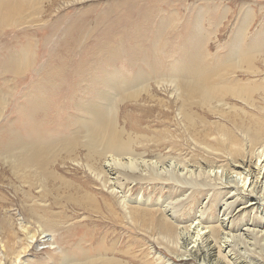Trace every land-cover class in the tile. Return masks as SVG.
<instances>
[{
    "label": "bare ground",
    "instance_id": "obj_1",
    "mask_svg": "<svg viewBox=\"0 0 264 264\" xmlns=\"http://www.w3.org/2000/svg\"><path fill=\"white\" fill-rule=\"evenodd\" d=\"M53 1L56 0H0V31L9 26L11 29L22 27V30L26 32L25 28H30V25L34 23L35 15L38 16L35 23L43 22L45 24L46 20L42 18L41 8L44 3H49V7H51ZM77 2L76 4H78ZM252 3H257V1L252 0ZM244 6H242L245 9L241 20L240 16H237L235 28L231 33L242 42L241 48L237 47L239 57L237 61L234 59L228 60L226 63L220 62L212 69L206 65L202 67L199 63L193 69L185 68L181 71L182 76L169 79L161 78L155 81L153 84L158 92L154 91L152 83L147 81L146 73L138 72L137 75L131 77L132 80H128L129 78H122L120 75L103 74L102 69H92L95 74L96 71L98 74H102L101 78H97L96 76L90 77L86 70L81 68L75 76L90 80L89 82L94 86L89 90H96L95 97H87L93 104L75 106L76 112L72 117L68 115L64 119L59 114V125L54 132L50 128L46 129V126H49L47 123L52 118L51 107L55 101L46 100L44 93L51 94V91L57 87L62 89L65 87L64 72L59 71L62 67L58 71L46 74L47 78H58L56 84L50 87L49 91L47 89L46 92L31 84L23 93L21 92V95L18 96L19 99L16 96L13 106L15 121L11 122L10 130H5L4 127L0 129V167L2 170L11 172L15 181L20 185L19 188L27 189V192H23V196L29 202L30 213L35 215V212L39 211L46 217H39L43 221V225H39L38 228L59 227L58 214L49 210L51 203L50 205L42 203L48 195L49 198L53 197V190L55 192L59 190L60 187L56 184L64 185L66 188L73 185L76 194L82 192L79 197L68 195L66 199L73 205H77L79 209L93 214L100 211V203L98 204V198L96 199L94 195L97 192L96 188H102L109 192L110 182L116 180L110 174L116 170L117 174L123 170V174L126 176H129L128 172L139 171L144 174L142 179L148 182L164 179L171 181L176 186L182 184L192 187L194 188L190 198L192 202H194L196 192L199 194L203 192L204 195L201 197H204L210 190L216 189L215 192L213 191V201L223 207L225 212L223 215L225 218L220 219L217 226L202 225L204 210L201 209L199 214H196L197 217L190 221L189 226L178 227L172 223V218L167 216L166 212L154 210L151 213L139 207L127 206L129 201L126 200V195L120 191V196L118 195L117 198L120 208L127 213L131 225L136 227L131 229L133 232L128 230V233H131L129 237L136 240L140 250L136 252L133 249L134 245L131 244L126 246V249L119 251L117 241L111 242L110 247L105 246L102 249L98 258L71 264H173L171 259L166 260L163 254L153 252L154 248L148 247L151 246V241L157 242L181 261L198 258L203 264L212 258V264H249L248 262L236 263V258L228 259L230 248L234 247V245L230 246V240L235 236L231 231L229 221H227L230 214L228 210H231L239 201H237L238 198H240V202L243 198L244 200L247 198L245 201L243 200L242 204L251 206L250 211H246V208L244 213L260 211V219L262 222L264 220V75L261 71L264 70V58L260 61L263 67L257 66V69L254 66L256 58L264 56V17H262L260 30L256 32V34L259 33L262 42L256 43L253 39L246 43L247 40H250L246 36H248L255 15L248 3L244 2ZM46 7L48 9V6ZM151 7L153 12L160 10L159 3H153ZM173 10L175 11V9ZM105 11H99L100 14L96 17L92 30L84 29L87 26L84 22L72 21L65 31L66 41L69 40L75 45L82 44L83 33L90 36L91 33L97 32L101 23L106 22L108 13ZM146 11L142 14L143 19H146V22L153 21L156 15L149 9ZM223 13L225 12L223 11ZM203 15L187 14L182 19L174 13H169L157 17L168 26L170 32L177 31L180 35L188 36L190 34L188 26L195 18L201 19ZM130 16L131 13L127 11L124 22L126 26L133 27L134 24L129 20ZM218 18H221V14H218ZM125 32L129 33L128 30ZM126 39L130 40L131 37H126ZM99 40L100 38L95 39V41ZM60 45H62L60 48L65 50V43ZM24 48L28 51L30 49L29 46ZM88 60L90 63L98 59L92 57ZM191 62H196L195 57L191 58ZM29 64L28 55L21 59L9 55L5 66H2L4 74H10L13 80H10V88L1 86L5 91L0 89V116H4L3 110L7 106L5 100L10 98L13 100L19 90L18 85H12L11 82L13 83L15 77L23 78L25 72L30 68H27ZM75 76L72 74L67 85L69 88H74ZM238 76L245 79H238ZM116 79H121L123 84L118 85L115 82ZM163 79L165 81H160ZM100 87L105 88L100 90ZM161 93H166L168 101H170L167 102L168 106L166 105L167 113L158 114L159 116L151 119V113L154 110L151 104L158 105L159 101L166 104V101L157 96ZM79 99L85 101V98L80 97ZM157 100L159 101L156 104ZM121 101L122 103H133L131 108H137L126 115L123 127L120 126L119 112L116 110ZM103 102L106 105H103ZM165 104L161 103L166 107ZM141 105H147L148 108H141ZM138 110L143 113L137 117L134 113ZM78 113L88 119H81L80 124L76 126L79 122L73 118ZM58 120L52 125H57ZM178 127H181V130L177 133ZM137 147H140L143 152L136 153ZM149 149L156 153H150ZM185 149L189 150L188 154H194L199 160L185 161L181 157L182 154H178L179 156H173L177 153L167 154L173 151L181 153L180 151ZM163 150H167V153H161ZM212 158L214 160L210 161L209 159ZM225 159H229V164ZM68 163L75 164L74 172L85 168L98 183L93 179L78 178L77 173L65 168ZM60 172L63 175L74 174L73 177L77 181L74 182L78 184H71L59 175ZM79 188L81 191L77 192L80 190ZM220 189L221 191L226 189L224 191L226 195L232 193L231 197L229 196L232 199L231 202L226 199L221 201ZM241 193L246 196L241 197ZM141 195L137 198L139 199ZM106 197L104 194L103 198ZM206 197L209 198V195ZM102 201L110 210L112 207H110V203L105 199ZM140 201L141 199H135L134 202ZM260 201L263 203L260 204ZM211 204L214 203L211 202ZM64 208L66 210L67 206ZM45 219L48 221H44ZM18 226L22 228L20 219ZM245 233L250 234L248 229ZM40 234H43V230H40ZM254 235L250 234L249 237L254 239ZM45 238L46 234L40 240ZM146 238L151 239L150 242ZM44 241L47 243L48 240ZM28 247L29 243L27 242L25 249ZM228 248L230 250L227 253L226 249ZM25 249L17 251L11 261H18L20 255L26 253ZM85 257H88L86 253L82 258ZM82 258L79 257V259ZM260 260V264H264V258ZM68 262L65 261L64 264H68Z\"/></svg>",
    "mask_w": 264,
    "mask_h": 264
},
{
    "label": "rangeland",
    "instance_id": "obj_2",
    "mask_svg": "<svg viewBox=\"0 0 264 264\" xmlns=\"http://www.w3.org/2000/svg\"><path fill=\"white\" fill-rule=\"evenodd\" d=\"M77 1L78 0H56L53 1L51 7H49V3H44L41 8V13L46 23H35V19L38 17L35 15L34 23L30 25V28H25L27 29L26 32L22 30V27L11 29L9 26H6L7 28L0 31V89L4 90L1 86L10 88V80H13L10 74H4V70L2 69L9 55L18 57L19 59L28 55L30 61L27 67L30 68L25 72L23 78L15 77L13 83L11 82L12 85H18L19 90L17 91L18 93L15 94V98L13 97V100L12 98L5 100L7 106L3 110L4 116H0V129L3 127L5 130L11 129V122L15 121L13 112L14 100L21 95V92L23 93L31 84H34L41 90L46 91L48 89L49 91V88L56 84L58 78H47L46 74L58 71L61 67L62 69L59 71L64 72V79L66 78V83L64 82L65 87L63 89L57 87L51 91V94L43 92L46 95V100L55 101L54 105L51 107L50 114L52 118L50 119L49 115L50 121L47 123L49 126H46V129L50 128L52 132L56 131L58 128L59 114L62 115L64 119L65 117L67 118L68 115L72 117L74 116V112H76L75 106L80 107L82 105L93 104L89 102L90 100L87 97H95L96 90H89L94 86L89 82L90 80L75 76L81 68H84L90 77L96 76L97 78H101L102 74H98L97 71L95 74L92 69H102L103 74H110L112 76L120 75L122 78H129L128 80H132L131 77L137 75L138 72L146 73L147 81L152 83L153 90L158 92V90H155L156 86L153 84L155 81L161 78L169 79L182 76L181 71L185 68L193 69L199 63L202 67L206 65L212 69L219 65L220 62L226 63L228 60L232 61L234 59L237 61L239 58L237 47L241 48L242 42L237 40L231 33L235 28L237 16H240L241 20V15L244 13L245 8H242V6L245 7L244 2L249 4V7L253 9L255 15L254 22L249 28L248 36H246V38L249 37L250 40H247L246 43L248 41L251 42L253 39H255L256 43L262 42L259 33L256 34V32L260 30L262 17H264V0H256L257 3H252V0H204L205 2L203 0ZM76 2L78 4H76ZM126 2L127 4H124ZM153 3H159L158 8H160V10H154L153 12L151 7ZM46 6H48V9ZM147 9L151 10V12L156 15L151 22H146V19L144 20L142 16L143 13L147 12ZM173 9H175L176 12ZM102 10H106V13L111 14H107L106 22L99 25L97 32L91 33L90 36H86L83 33L81 36L83 37V41L82 44L79 45H75L69 40L66 41L67 37H65V31L72 21H78L79 23L84 22L87 25L84 29L92 30L94 21ZM127 11L131 13L129 20L134 24L133 27L125 25L124 18ZM223 11L225 13H223ZM169 13H174L177 17L182 19L187 14H194L195 16L205 15H203L201 19L195 18L188 26L190 34L184 36L178 34L177 31L170 32L168 26L157 17ZM218 14H221L220 19L218 18ZM125 30H128L129 33L125 32ZM122 31L124 33H121ZM126 37H131V39L127 40ZM98 38H100V40L95 41V39ZM63 42L65 43L66 51L60 48V46H62L60 44H63ZM244 44L245 41L243 42V45ZM23 46H29V51ZM96 50H99V52H96ZM92 57H97L98 60H93L89 63L88 59ZM192 57H195L196 62H191ZM263 58L264 56L256 58V65L254 64L256 68L257 66L263 67L260 62ZM261 71H263L264 75V70ZM72 74L75 76L74 88H69L67 85L70 82ZM238 79L245 78L238 76ZM160 81L165 80L163 79ZM115 82L118 85L123 84L121 79H116ZM103 88L105 87H100L99 89L102 90ZM108 89H110V87H108ZM113 95L116 96L115 93H113ZM157 96L166 101V104L159 100L156 101V104L159 101L158 105L151 104L154 107L151 113V119H154V117L162 113H167L166 111L168 110L167 106L170 101H168L167 94L161 93V95L158 94ZM80 97L85 98L86 102L79 99ZM161 103L167 106L164 107ZM102 104L106 105L104 102ZM131 105H133V103H122L121 101L120 106L116 107V110L119 112L118 120L122 127L126 121V115L130 111L137 110V108H131ZM140 107L148 108L147 105H141ZM176 107L177 104L175 108ZM142 113V111L138 110L134 115L138 117ZM84 118L88 119L78 113L76 117L73 118V120L79 122L76 126H78L81 119ZM56 120H58L57 125L54 124L55 126H53L52 124ZM210 120L212 121V119ZM180 130L181 127H178L177 133L180 132ZM148 151L150 153H156L151 149ZM188 151L189 150L185 149L180 151L181 153H178L179 151L167 153V150H163L161 153H177L173 156L182 154L181 157L184 158L185 161L199 160L194 154H188ZM142 152L143 150L140 147L136 148V153ZM209 160L212 161L214 159L212 158ZM225 160L229 164V159ZM65 168L74 172L73 169L75 170L76 166L74 163H68ZM1 170L2 167H0V264H64L65 261H69L68 264L72 262L83 263L87 259L92 260L98 258L105 246L110 247V245L116 241L117 248L120 249H118L119 251L133 244V249L138 252L140 247L137 246L136 240L129 237L131 233H128L129 229L133 232L131 229L136 227L131 225L127 218V213L123 212L120 208L117 199L120 196V191L126 195L125 198L129 201L127 206L139 207L151 213L154 210L163 213L166 212L167 216L172 218V223H175L178 227L189 226L190 221L197 217L201 209L204 210L202 213V225L204 226H217V224L220 223L219 221L225 218V216H223L225 213L223 207L219 204H215L213 201L214 198H212L216 189H212L206 194V196L209 195V198L206 196L201 197L204 195L203 192L202 194L196 192L194 194V202H192L190 199L194 191L192 187L190 188L182 184L176 186V184L174 185L171 181L169 182L164 179L148 182L142 179L144 174H141V172L139 173V171L135 173L128 172L129 176H126L123 174V170H120L119 174L116 173V170V172L110 174V176H113L116 180L110 182L109 192H106V190L102 188H96L97 192L94 195L96 199L98 198V204L100 203V211L93 214H90V212L84 209H79L77 205H73L67 201L66 197L68 195H72L73 197L81 196L82 192H79L81 191L80 188V190H76L79 192L76 194L73 185L70 186V188H66L64 185L56 184L60 187L59 190L57 192L53 190V197L49 198L48 195L42 203L45 202L49 205L51 203V208L49 210L58 214L57 223L59 227L38 228L39 225H43V221L40 220L39 217H46L39 211H36L35 215L30 213L31 209L29 207V202L24 199L23 196V192H27V189L25 187L19 188L20 185L15 181L10 171ZM60 173L59 175L67 179L71 184H78L75 183L77 181L75 177H73L74 174L68 173L67 175H63V173ZM74 173H77L76 176L82 180H84V178L93 179L92 175L85 168H82V170L78 169V171ZM114 188L115 191H113ZM225 190L226 189H222V191L221 189L219 190L222 194L219 195L220 199L221 201L226 199L228 202H231L232 199L230 197L232 193L226 195L224 192ZM104 194L107 196V199L103 198ZM140 195L141 197L139 199H141V201L134 202L135 199L139 200L137 197ZM244 196L246 195L241 193V197ZM35 199L37 201V198ZM102 199L110 203V207L112 206L110 210L103 204ZM197 199H199V201H197ZM243 200L244 198L240 202V198H238L237 205L235 204L231 210H228L230 214L227 217V221H229L231 231L235 236L234 239L230 240V246L234 245V247L230 248L231 251L229 252L228 259L233 260L236 258V263L248 262L249 264H260V259L264 258V220L262 222L260 219V211H258L259 213L256 210L252 211L253 213H244L246 208V211H250L251 206L249 207V204L243 205L242 203L245 201ZM211 202L214 204H211ZM259 203L262 204L263 201ZM65 206H67V211L64 208ZM160 206L162 207L160 208ZM19 219L22 220V228L18 226ZM44 221L48 220L45 219ZM208 222H211V224H208ZM247 229L251 235L255 234V237H253L254 239H252L251 236L249 237L250 234H244V232H247ZM40 230H43V234H40ZM44 234H46V238L40 240ZM44 240H48L47 243ZM146 240L150 242L151 239L149 240L146 238ZM27 242L29 243V247L25 249ZM100 244L101 247L99 248ZM150 245L151 246L148 247L154 248L153 252L156 251L163 254L166 257L165 259H171L174 262L173 264H202L198 258H190L189 260L181 261L178 257L171 255L163 246L161 247L157 242L155 243V241H151ZM22 249H25L26 253L20 255L18 261L14 260L12 262V256ZM230 249H226V252L228 253ZM85 253L88 257L82 258ZM79 257L82 259H79ZM211 260L212 258L208 259L207 263L203 264H212L213 262Z\"/></svg>",
    "mask_w": 264,
    "mask_h": 264
}]
</instances>
